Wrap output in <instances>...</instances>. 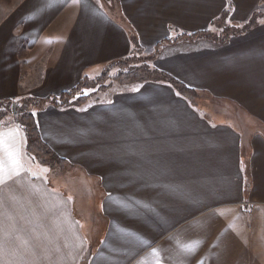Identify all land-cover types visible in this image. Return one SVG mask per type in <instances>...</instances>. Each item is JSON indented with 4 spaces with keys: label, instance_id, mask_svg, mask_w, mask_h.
Segmentation results:
<instances>
[{
    "label": "crops",
    "instance_id": "obj_1",
    "mask_svg": "<svg viewBox=\"0 0 264 264\" xmlns=\"http://www.w3.org/2000/svg\"><path fill=\"white\" fill-rule=\"evenodd\" d=\"M257 10L264 0H0V102L54 98L159 43L153 68L198 95L146 80L42 104L52 167L0 125V264H264V17L223 43H164Z\"/></svg>",
    "mask_w": 264,
    "mask_h": 264
},
{
    "label": "trees",
    "instance_id": "obj_2",
    "mask_svg": "<svg viewBox=\"0 0 264 264\" xmlns=\"http://www.w3.org/2000/svg\"><path fill=\"white\" fill-rule=\"evenodd\" d=\"M228 11L223 12V14L214 22V28L218 30L217 33H212V31H202L198 33H192V34H186L182 33L180 34L177 39L166 40L164 43H170V42H178L180 40H189L193 41L198 38H205V39H212L213 42L216 43H223L227 41V39L234 34H237L253 25H255L259 20H262L264 17V11L263 10H257L255 11L247 23L240 27H233L231 26L226 19ZM162 46L161 43L156 45V47L153 50V58L155 59V55L158 54V51L160 47ZM138 50V48H136ZM134 51L131 53L130 56H127L124 59H121L119 61H116L114 63H111L107 67H105L104 71L118 67L120 70L124 71L122 72L120 76H123L126 78L125 83H141L146 80H150L149 78H140L136 76L140 70L143 69L146 70L148 73L151 71V74L158 75L160 79L155 80H166L169 83L173 85V87L183 96L187 97L191 101H194L198 98V95L194 90L189 89L179 83V81H175L173 79H169L168 77H165L162 73L158 72L154 68H152V59L150 60V66L148 63H143L139 65H133V63L137 61H133ZM136 69L134 70V68ZM128 68V70H127ZM150 68V69H148ZM120 74V73H119ZM94 87V83L88 78L82 79L80 83L70 91L61 93L59 96L53 97H47L46 99H36V98H28L23 97L16 100L11 101H2L0 102V124L1 122L9 121L11 120V124H18V126L22 129L25 139H26V151L40 164L47 165L52 167L54 163L58 160V157L44 144V142L40 138L38 126L34 117V110L38 109L42 104H50L55 107H69V106H78L80 104H83L85 101L84 97H77L79 96V93L82 91V89L91 88Z\"/></svg>",
    "mask_w": 264,
    "mask_h": 264
},
{
    "label": "rangeland",
    "instance_id": "obj_3",
    "mask_svg": "<svg viewBox=\"0 0 264 264\" xmlns=\"http://www.w3.org/2000/svg\"><path fill=\"white\" fill-rule=\"evenodd\" d=\"M218 30L214 28L212 33H217ZM138 50L134 51V56H133V61H137L135 63H133V65H139V64H143V63H148L150 66V60L153 58V51L148 52L146 49L142 48V47H137ZM153 61L154 59H152L151 63H152V68L153 69ZM136 69V67L134 68V70ZM150 69V68H148ZM128 70V68H127ZM124 72L125 70L122 71L120 70L118 67H114V68H110L107 71L103 70L102 74L100 76L97 77H93L90 79V82L92 81L94 83V87L91 88H86V89H82V91L79 93V96L77 97H84L85 101L83 104H80L78 106H83L86 105L88 103H92V101L94 100H98V99H104L106 98V96L110 95L113 92L119 91V90H129L132 87L136 86L138 83H132V81H130V83H125L126 78L123 76H120L121 73ZM146 70H140V72H138L136 74V76L138 77H142V78H149L150 80H155V79H160V77L158 75H154L151 74V71L148 73ZM120 73V74H119ZM89 79V78H88ZM195 101V100H194ZM206 100H203L204 104L206 105H200L198 104V106H205L204 108H206V111H214V108L210 109L212 106H209V104H207L205 102ZM9 121H5L1 122L0 125H10L12 122L10 119H8Z\"/></svg>",
    "mask_w": 264,
    "mask_h": 264
}]
</instances>
